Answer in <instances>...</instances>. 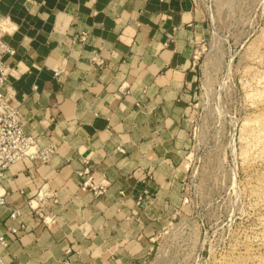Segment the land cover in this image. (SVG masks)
<instances>
[{"label": "crops", "instance_id": "obj_1", "mask_svg": "<svg viewBox=\"0 0 264 264\" xmlns=\"http://www.w3.org/2000/svg\"><path fill=\"white\" fill-rule=\"evenodd\" d=\"M0 19L9 23L2 40L12 50L2 56L4 91L23 132L56 149L46 164L24 159L4 174L0 236L8 247L0 257L140 264L180 203L199 90L192 54L204 33L195 1L0 0ZM82 161L92 188L77 175ZM40 199L53 226L28 207L37 210Z\"/></svg>", "mask_w": 264, "mask_h": 264}, {"label": "rangeland", "instance_id": "obj_2", "mask_svg": "<svg viewBox=\"0 0 264 264\" xmlns=\"http://www.w3.org/2000/svg\"><path fill=\"white\" fill-rule=\"evenodd\" d=\"M194 1L204 33L180 203L140 264H264V0Z\"/></svg>", "mask_w": 264, "mask_h": 264}, {"label": "built area", "instance_id": "obj_3", "mask_svg": "<svg viewBox=\"0 0 264 264\" xmlns=\"http://www.w3.org/2000/svg\"><path fill=\"white\" fill-rule=\"evenodd\" d=\"M9 23L6 20L0 19V183L6 171L13 164L27 159L39 164H46L52 156L56 153L54 147L41 149L37 146L35 138L26 135L22 130V115L17 107L10 103L8 93L4 91V86L7 77V70L2 62V56L5 54L11 55L12 50L8 48L2 38L5 33H8ZM85 40V35L82 34L81 41ZM196 50L192 54V60L196 61ZM97 65H101L99 60H94ZM119 152H122L119 150ZM84 167L77 174L80 178H84L83 188H92V177L86 161H82ZM98 194H102V188H99ZM5 194L0 193V208L6 204ZM40 199V206L37 210L34 209L32 202H28V207L39 213L42 222L46 226H53L54 219L52 217H43V204ZM52 203L55 200L52 199ZM8 218L15 221L20 218V212L13 210L9 213ZM173 224L167 225V233L172 228ZM21 229V227H19ZM18 229L8 228L11 235H15ZM8 243L3 236H0V248L6 249ZM69 250L66 254H69ZM0 264H5L2 257H0Z\"/></svg>", "mask_w": 264, "mask_h": 264}]
</instances>
